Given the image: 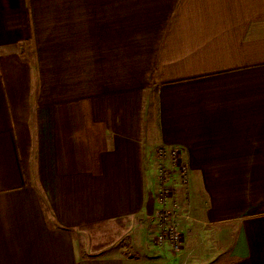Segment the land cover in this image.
Instances as JSON below:
<instances>
[{
  "label": "crops",
  "instance_id": "obj_1",
  "mask_svg": "<svg viewBox=\"0 0 264 264\" xmlns=\"http://www.w3.org/2000/svg\"><path fill=\"white\" fill-rule=\"evenodd\" d=\"M0 264H264V0H0Z\"/></svg>",
  "mask_w": 264,
  "mask_h": 264
},
{
  "label": "built area",
  "instance_id": "obj_2",
  "mask_svg": "<svg viewBox=\"0 0 264 264\" xmlns=\"http://www.w3.org/2000/svg\"><path fill=\"white\" fill-rule=\"evenodd\" d=\"M158 191L156 200L159 210L156 214L157 235L156 244L168 246L175 254L183 249V214L178 202L177 183L188 187L190 183V169L181 151L177 147H161L157 151Z\"/></svg>",
  "mask_w": 264,
  "mask_h": 264
}]
</instances>
